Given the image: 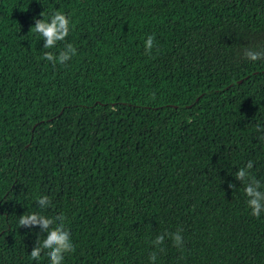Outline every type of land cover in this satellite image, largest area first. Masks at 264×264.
Here are the masks:
<instances>
[{
	"label": "trees",
	"instance_id": "obj_1",
	"mask_svg": "<svg viewBox=\"0 0 264 264\" xmlns=\"http://www.w3.org/2000/svg\"><path fill=\"white\" fill-rule=\"evenodd\" d=\"M50 10L72 27L44 49L30 30ZM247 50L264 53V0H0V264H29L38 230L18 221L41 197L74 245L63 264H264L234 177L252 161L264 184Z\"/></svg>",
	"mask_w": 264,
	"mask_h": 264
},
{
	"label": "clouds",
	"instance_id": "obj_2",
	"mask_svg": "<svg viewBox=\"0 0 264 264\" xmlns=\"http://www.w3.org/2000/svg\"><path fill=\"white\" fill-rule=\"evenodd\" d=\"M40 16L42 18H33V26L30 31L41 38L44 49H51L58 42L66 40L72 27L71 14H66L60 10H50L47 13L43 11ZM144 47L146 51L152 49V36H148L144 41ZM75 54L72 44L66 43L58 56H54L51 52H44L42 59L53 65L56 63L64 64ZM244 55L252 62L264 59V53L258 51L247 50ZM252 167L253 163L249 161L246 166L236 171L234 177L243 184L245 203L250 210L251 216L260 218L264 214V184L251 174L250 170ZM233 186V184H229L230 188ZM49 206V200L41 197L35 201V207L38 209L37 212H28L19 216L18 223L21 227L27 228L29 232H32L34 229L38 230L36 243L27 254L29 264H40L41 259H44L46 264H63L65 254L71 252L74 248L70 234L64 228L63 217H57L55 219V227H53V220L44 219L39 214V211L47 209ZM40 236H43V239H39ZM171 236L173 242L177 246H180L182 243L181 235L174 233ZM163 240L164 236H158L153 243L158 245ZM150 260L154 264L156 260L155 254L150 256Z\"/></svg>",
	"mask_w": 264,
	"mask_h": 264
}]
</instances>
